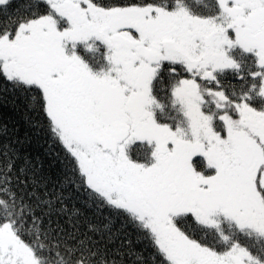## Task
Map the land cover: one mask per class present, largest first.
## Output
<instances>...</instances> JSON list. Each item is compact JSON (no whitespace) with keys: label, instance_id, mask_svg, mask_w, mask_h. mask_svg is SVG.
Masks as SVG:
<instances>
[{"label":"snow or ice","instance_id":"obj_1","mask_svg":"<svg viewBox=\"0 0 264 264\" xmlns=\"http://www.w3.org/2000/svg\"><path fill=\"white\" fill-rule=\"evenodd\" d=\"M0 264H264V0H0Z\"/></svg>","mask_w":264,"mask_h":264}]
</instances>
